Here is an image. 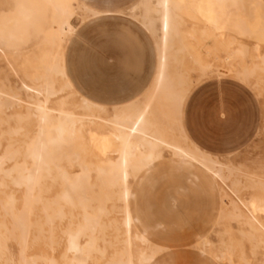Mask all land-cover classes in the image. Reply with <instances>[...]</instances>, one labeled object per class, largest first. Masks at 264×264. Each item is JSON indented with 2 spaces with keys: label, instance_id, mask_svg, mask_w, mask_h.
<instances>
[{
  "label": "rangeland",
  "instance_id": "rangeland-1",
  "mask_svg": "<svg viewBox=\"0 0 264 264\" xmlns=\"http://www.w3.org/2000/svg\"><path fill=\"white\" fill-rule=\"evenodd\" d=\"M136 1L83 0L95 12L111 13L93 15L95 13L82 12L74 6V11L88 18L85 21L73 17L71 25L74 26V33L68 41L59 44L54 37L55 21L47 0H0V88L20 94L22 99L27 100L31 94L48 87L58 95L49 101L50 107L80 115L91 112L108 120L149 103L151 120L169 136V114H176L177 109L168 104L159 112L157 102L150 98L155 88L157 60L148 34L127 15L128 9ZM181 3L185 4L186 0H181ZM245 3L233 12L243 19L238 23L243 26L234 27H214L209 12L183 7L179 13L183 19L182 29L190 31L186 22H197L196 28L191 30L197 37L184 40L181 45L185 47V60H181L182 53L176 55L179 59L175 60L173 69L183 66L188 72L200 67L206 72L199 75L192 71L184 77V80H191V86L184 87L190 90L185 92L187 96L182 106V126L189 139L224 162L233 159L243 168L257 171L260 165H264V73L256 71L252 79L249 77L240 81L234 75L231 77L233 73L230 72L240 66L264 63L263 12L254 5V0H245ZM73 4L76 5V0ZM242 28L247 31L246 34H232L229 31ZM205 33L206 39L201 36ZM225 48L240 58L227 60ZM192 56L194 60L189 59ZM54 58H60L65 73L46 71ZM173 78L176 80V77ZM256 78L263 82L259 84L256 81L255 84ZM24 87L29 88V92L22 91ZM164 88L169 89V84ZM256 96L261 97L257 99ZM146 97L150 98L149 102L145 100ZM84 100L90 104L89 111L85 108ZM6 102L10 103V100ZM11 102L15 106V116L21 121L25 120L31 107L26 103ZM21 126L26 141L31 137L33 122H23ZM100 128L104 130L97 132L95 144L100 145L96 144V150L110 153L111 148L107 146L109 138L99 137L100 134L110 135L107 125L96 122L92 131ZM17 142L20 139L12 141L13 144ZM76 143L81 141L70 142L71 151L81 152L76 148ZM169 163V156L165 154L140 182L132 184L135 190L133 201L141 202L143 214L154 224L161 220L153 227L154 231L163 233L168 230V241L156 237L152 241L165 248L157 258L173 251L177 253L180 264H192L197 249L200 253H206L221 248L223 251H236L247 258L248 261L243 264H264V213L251 210L248 215L244 210H233L225 202L227 197L212 191L209 182H205L206 189L198 183L190 185L183 173L174 170ZM222 173L228 174L225 170ZM180 187L187 189L184 191ZM214 195H217L216 201ZM172 203L177 207H171ZM18 206L16 202L9 207L15 212ZM3 209L4 206H0V211ZM207 225V232L197 237L196 241L195 237L190 236L193 230ZM15 245L10 241L6 244L0 264H15L20 260L18 246ZM35 249L31 248L28 252H36ZM60 251L61 246L55 255Z\"/></svg>",
  "mask_w": 264,
  "mask_h": 264
},
{
  "label": "bare ground",
  "instance_id": "bare-ground-1",
  "mask_svg": "<svg viewBox=\"0 0 264 264\" xmlns=\"http://www.w3.org/2000/svg\"><path fill=\"white\" fill-rule=\"evenodd\" d=\"M73 1L47 0L55 21L54 37L59 44L68 41L74 33L73 17L88 18L74 11L75 8L95 13L93 15L103 14L77 0L74 5ZM243 4H247L245 0H186L185 4L181 0H142L140 3L143 12L138 15L139 24L152 40L157 60L153 89L156 93L152 94L153 91L150 98L157 102L159 112L168 104L177 109L176 114H169V136L151 120L149 103L108 120L91 112L80 115L50 107L48 103L57 93L48 87L31 94L27 100L0 88V206H4L0 211V261L10 241L19 250L20 260L15 264H150L165 248L153 244L154 238L141 225L136 215L132 184L140 182L165 154L169 156L170 165L191 172L193 179H203L210 183L212 191L224 194L227 197L224 201L233 210H244L248 215L251 210L264 213V174L245 172L235 161L224 162L189 139L182 126V106L187 93L176 92L169 77V69L175 68L176 54L185 51L182 40L197 37L191 31L197 22H186L190 31L182 29L183 19L179 13L183 7L209 12L214 27H234L243 26L239 25L243 20L240 15L233 13ZM254 5L264 17V0H254ZM229 31L232 34L247 32L244 28ZM201 36L206 39L207 34ZM227 50H224L227 60L240 58ZM59 59L54 58L46 71L62 74L64 68ZM231 71V77L234 75L244 81L256 71L264 73V63L240 66ZM257 78L255 84L256 81L261 84V76ZM166 84L170 85L169 89L164 88ZM22 91L29 92V88L24 87ZM146 98L149 102L150 98ZM9 100L10 103L6 102ZM11 101L31 107L25 120L15 116ZM84 105L89 111L87 100ZM23 122H33L31 137L26 141ZM96 122L107 125L110 135L100 134L99 137L109 138L110 153L96 150L100 145L95 144L97 132L104 130L92 131ZM13 139H20V142L13 144ZM72 140L81 141L76 143L81 152L71 151ZM224 170L228 174H223ZM219 187L222 188L218 190ZM16 202L19 206L13 212L9 206ZM60 246V253L55 255ZM34 247L36 252H28ZM220 249L201 254L216 264L248 261L236 251Z\"/></svg>",
  "mask_w": 264,
  "mask_h": 264
},
{
  "label": "crops",
  "instance_id": "crops-1",
  "mask_svg": "<svg viewBox=\"0 0 264 264\" xmlns=\"http://www.w3.org/2000/svg\"><path fill=\"white\" fill-rule=\"evenodd\" d=\"M43 1V0H42ZM78 2H80L82 5L84 6H87L89 8H92L86 4H84L82 1L83 0H77ZM142 2V0H137L136 2H134L131 7L128 9V13L127 15L132 19L134 20L138 26L140 27L139 25V20H138V15L143 12L141 6H140V3ZM44 3V2H43ZM93 9V8H92ZM95 10V9H94ZM104 13L106 15H108L109 13H111L110 11H100L99 13ZM121 13V12H119ZM141 28V27H140ZM149 37V36H148ZM150 38V37H149ZM196 39V38H194ZM199 39V38H198ZM151 40V39H150ZM184 40L185 38L182 40V43H184ZM151 43H152V48H153V53H154V57L156 58V53H155V49H154V46H153V42L151 40ZM184 51H182V57H181V60H185L184 58ZM176 55H180V54H176ZM179 57V56H178ZM176 60H178L179 58L175 57ZM191 60H194L193 56L191 58H189ZM187 70L185 68H178L176 70H170L169 69V77H171V81H172V84H171V87L175 89L176 92H189L190 89H185L184 87L185 86H191V80H184V77L185 76H189V73L192 72V71H196L199 73V75H204L206 72L205 70H202L200 67H198L197 69L196 68H193V69H189L188 72H186ZM173 77H176V80L173 78ZM179 77H182V78H179ZM170 87V85H169ZM228 158V157H227ZM231 161H235L233 159H230ZM235 164L243 171L245 172H248V173H253V174H264V165H260L259 166V170L257 171H249L245 168H243L237 161H235ZM174 170L176 171H180L183 173L184 177H185V180L190 184V185H199L201 187H203L204 189H206V183L204 182L203 179H193L192 176L190 175L191 172L189 171H184L182 169H178L176 167H174L173 165H170ZM180 189L182 190H186L187 188L186 187H180ZM176 206L177 205L175 203H172V206ZM135 210H136V215L141 223V225L143 226V228H145L149 234L154 238L156 237L157 239H162V240H165V241H168L170 239V236L168 235V230H166L165 232H159V231H154V226L156 224H159L161 222H151V220H149V218L144 215V211H142L144 208H143V205L141 204L140 201L138 202H135ZM213 208H214V203H213ZM168 210H170V208H168ZM163 222H167L165 220H162ZM211 221V219H210ZM210 221H208V224L210 223ZM209 225L205 226V227H202L200 229H196V230H193L192 233L190 234L191 237H195V241H196V238L205 234L207 232V228H208ZM194 241V242H195ZM177 253L176 252H168V255L166 256H162V257H159V258H156L154 261H152L150 264H180L179 261H178V257L176 256ZM192 264H216L215 262H212L211 260H208L206 256L202 255L199 250L197 249V253L194 255L193 259H192Z\"/></svg>",
  "mask_w": 264,
  "mask_h": 264
}]
</instances>
